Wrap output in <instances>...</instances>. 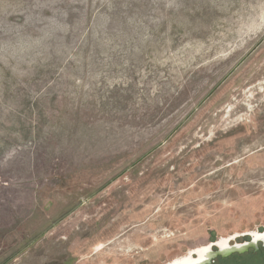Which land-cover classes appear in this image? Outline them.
<instances>
[{"label": "rangeland", "instance_id": "1", "mask_svg": "<svg viewBox=\"0 0 264 264\" xmlns=\"http://www.w3.org/2000/svg\"><path fill=\"white\" fill-rule=\"evenodd\" d=\"M255 231L264 0H0V264H169ZM208 264H264V239Z\"/></svg>", "mask_w": 264, "mask_h": 264}, {"label": "flooded vegetation", "instance_id": "2", "mask_svg": "<svg viewBox=\"0 0 264 264\" xmlns=\"http://www.w3.org/2000/svg\"><path fill=\"white\" fill-rule=\"evenodd\" d=\"M251 235L253 236L252 243H236L233 244L231 241L234 239L232 237H222L217 240V246L221 253L228 254L230 252H243L250 245H256L257 242L261 239H264L263 232H252ZM236 237V236H235ZM243 250V251H240ZM215 251L211 248V244L200 245L191 249L186 255L181 256L179 258L174 259L169 264H207L213 259L215 256Z\"/></svg>", "mask_w": 264, "mask_h": 264}, {"label": "water", "instance_id": "3", "mask_svg": "<svg viewBox=\"0 0 264 264\" xmlns=\"http://www.w3.org/2000/svg\"><path fill=\"white\" fill-rule=\"evenodd\" d=\"M233 252H234V251H233ZM230 253H232V252H230ZM230 253H228V254H230ZM228 254H223V253L220 252V250H218V251H215V255H214V256H217V255L226 256V255H228Z\"/></svg>", "mask_w": 264, "mask_h": 264}, {"label": "crops", "instance_id": "4", "mask_svg": "<svg viewBox=\"0 0 264 264\" xmlns=\"http://www.w3.org/2000/svg\"><path fill=\"white\" fill-rule=\"evenodd\" d=\"M216 251H218V250H216ZM235 252H239V251H235ZM217 256H222V255H217ZM215 257H216V256H215ZM212 260H213V259H211V261H212ZM211 261H210V262H211ZM210 262H209V263H210ZM207 264H208V263H207Z\"/></svg>", "mask_w": 264, "mask_h": 264}, {"label": "bare ground", "instance_id": "5", "mask_svg": "<svg viewBox=\"0 0 264 264\" xmlns=\"http://www.w3.org/2000/svg\"><path fill=\"white\" fill-rule=\"evenodd\" d=\"M240 251H243V250H240Z\"/></svg>", "mask_w": 264, "mask_h": 264}]
</instances>
